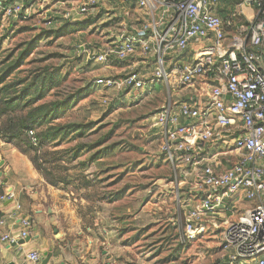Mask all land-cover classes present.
<instances>
[{
	"label": "built area",
	"instance_id": "obj_1",
	"mask_svg": "<svg viewBox=\"0 0 264 264\" xmlns=\"http://www.w3.org/2000/svg\"><path fill=\"white\" fill-rule=\"evenodd\" d=\"M104 1L111 0H82L64 16H94ZM130 1L140 13L136 22L120 20L111 42L85 51L98 64L119 65L131 57L133 63L126 74L96 84L135 95L158 84L167 88L152 119L163 133V150L180 161L198 197L185 212L182 239L193 242L219 229L218 264H264V0H241L238 6H250L254 17L235 27L215 12L218 0ZM0 14L25 16L18 0H0ZM18 223L21 229L1 240L13 244L28 237L30 218ZM43 258L36 250L26 255L31 264Z\"/></svg>",
	"mask_w": 264,
	"mask_h": 264
},
{
	"label": "rangeland",
	"instance_id": "obj_2",
	"mask_svg": "<svg viewBox=\"0 0 264 264\" xmlns=\"http://www.w3.org/2000/svg\"><path fill=\"white\" fill-rule=\"evenodd\" d=\"M19 1L24 17L7 19L0 14V61L8 59L0 68L21 55V64L11 78L57 67L64 79L41 102L69 96L74 99L78 91L86 93L46 124L70 129L58 140L57 149L82 145L77 158L67 163L68 181L57 187L48 184L26 155L45 184L60 191L61 198L66 195L74 200L82 222L91 228L97 220H105L102 226L108 224L120 239L125 251L121 257L130 256L132 264L144 255L151 264H218L223 253L219 229L193 242L182 239L185 212L196 205L198 197L190 176L183 175L180 161L163 150V133L152 119L167 100V88L157 86L149 93L135 95L95 82L101 77L124 75L127 65L133 63L131 57L119 65L98 64L85 51L111 42L122 19L112 10H103L95 18L75 12L72 18H65L66 11L76 9L82 0H58L53 8H47L50 0L41 7L36 1L31 0V6L26 0ZM238 4L229 11H236L242 19L233 25L228 12L222 16L225 25L235 27L238 21L241 24L253 19L251 7ZM87 20L91 22L84 26Z\"/></svg>",
	"mask_w": 264,
	"mask_h": 264
},
{
	"label": "crops",
	"instance_id": "obj_3",
	"mask_svg": "<svg viewBox=\"0 0 264 264\" xmlns=\"http://www.w3.org/2000/svg\"><path fill=\"white\" fill-rule=\"evenodd\" d=\"M32 1L41 7L48 0ZM26 2L32 5L31 0ZM57 2L50 0L47 3L50 6L46 7L53 8ZM103 10H112L114 16L128 22L136 20L134 16H140L130 0L104 1L93 15ZM157 86L163 87L158 84L154 88ZM1 162L0 196L10 193L11 197L0 198V264H31L26 260V255L33 250L42 256L47 253L50 256L47 264H132L130 256L121 257L125 251H122L120 239L113 228L108 224L102 226L103 219L95 220L93 228L82 222L74 200L66 195L61 198L60 191L45 184L25 154L11 144L0 141ZM239 201L244 206L250 204L243 198ZM24 216L32 222L30 240L14 247L1 240L2 235L21 229L18 222ZM146 256L138 257L136 264H151Z\"/></svg>",
	"mask_w": 264,
	"mask_h": 264
},
{
	"label": "trees",
	"instance_id": "obj_4",
	"mask_svg": "<svg viewBox=\"0 0 264 264\" xmlns=\"http://www.w3.org/2000/svg\"><path fill=\"white\" fill-rule=\"evenodd\" d=\"M235 4H238L237 0H220L215 12L221 17L228 12H235L229 11ZM240 18L242 19V16H235L234 21ZM86 22L91 20L85 21L84 26ZM23 57L18 56L11 65L0 68V140L28 155L34 168L41 173L45 181L57 187L60 183L65 184L68 181L67 163L70 161L71 164L72 160L77 158L82 145L67 150L57 149L60 145L58 140L70 129L46 124L58 118L73 103L84 98L86 93L78 91L74 99L69 96L61 101L41 102L52 89L60 85L64 75L57 67H49L23 78H11ZM6 60L8 59L0 61V65L7 62ZM83 128L79 129V134L83 133ZM29 131H32V136L36 139V146L32 145ZM68 153L71 155L68 156ZM66 156L68 159L65 161ZM86 184L83 183L84 186Z\"/></svg>",
	"mask_w": 264,
	"mask_h": 264
},
{
	"label": "water",
	"instance_id": "obj_5",
	"mask_svg": "<svg viewBox=\"0 0 264 264\" xmlns=\"http://www.w3.org/2000/svg\"><path fill=\"white\" fill-rule=\"evenodd\" d=\"M2 162L0 163V166H2ZM0 175H1V173H0ZM30 240V237L28 236V237H26L25 239H19L16 243H13V244H11L13 247L14 246H16V245H22V244H24V243H26V242H28ZM44 258H43V260H42V262H41V264H47L48 263V261H49V259H50V256L47 254V253H44Z\"/></svg>",
	"mask_w": 264,
	"mask_h": 264
}]
</instances>
